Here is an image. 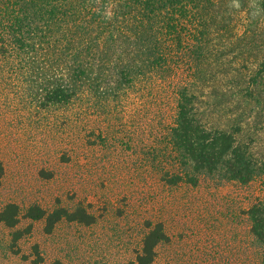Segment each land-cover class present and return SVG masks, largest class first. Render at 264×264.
Listing matches in <instances>:
<instances>
[{"label":"rangeland","instance_id":"rangeland-1","mask_svg":"<svg viewBox=\"0 0 264 264\" xmlns=\"http://www.w3.org/2000/svg\"><path fill=\"white\" fill-rule=\"evenodd\" d=\"M256 1L238 11L241 26L227 34L197 103L207 127L248 145V183L223 169L196 174V185L166 182L177 165L163 128L170 106L128 92L107 102L87 93L50 102L46 89L61 80L57 60L41 50L31 59L0 51V207L82 204L95 217L91 225L62 220L51 233L44 220L21 219L17 228L32 227L15 241L0 223V264H127L155 222L169 239L153 264H255L248 209L264 203V12Z\"/></svg>","mask_w":264,"mask_h":264},{"label":"trees","instance_id":"trees-1","mask_svg":"<svg viewBox=\"0 0 264 264\" xmlns=\"http://www.w3.org/2000/svg\"><path fill=\"white\" fill-rule=\"evenodd\" d=\"M255 3L264 12V0ZM245 4V0H0V51L31 59L41 50L57 60L61 80L47 87L50 102L66 105L83 93L107 102L128 92L155 95L162 109L170 106L171 123L165 121L163 128L177 165L166 182L196 185V174L223 169L231 179L248 183L255 176L248 145L226 129L207 127L197 106L209 81L208 68L230 41L227 34L241 26L238 11L243 12ZM2 174L0 160V178ZM248 213L255 264H264V203H254ZM21 219L44 220L46 233L62 220L84 225L95 221L82 204L49 211L38 204L22 210L14 202L0 207V223L12 230L14 241L32 227L29 223L17 228ZM148 227L127 264H153L156 247L168 241L162 222ZM50 264L64 263L55 259Z\"/></svg>","mask_w":264,"mask_h":264}]
</instances>
